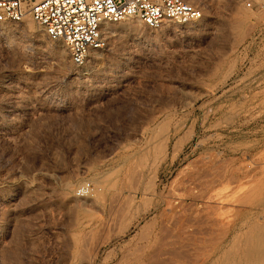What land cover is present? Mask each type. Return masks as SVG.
I'll use <instances>...</instances> for the list:
<instances>
[{"label": "rangeland", "instance_id": "obj_1", "mask_svg": "<svg viewBox=\"0 0 264 264\" xmlns=\"http://www.w3.org/2000/svg\"><path fill=\"white\" fill-rule=\"evenodd\" d=\"M35 1L25 0L26 16L22 21L0 26V264H83L89 251L84 253L86 256H75L73 247L78 246L82 228L76 231H80L78 240L73 239V231L90 217V221L100 218V209L92 202L96 190L101 189L100 182L110 186L109 181L114 180L120 183L111 182L117 188L111 186L114 189L110 192L122 190L129 194V188L140 186L138 191H146L148 185L156 188L155 192L148 188L155 193L149 204L163 196L185 197L179 208L186 212L182 213L183 226L191 231L189 239H184L188 235L185 232L186 236L183 234L181 242L176 243L178 251L174 244L172 249L167 246L170 252L161 255L168 258L179 252L181 258L176 253L172 260L168 258L172 262H164L165 258L160 262L161 256L152 258L160 259L159 263L152 259L146 262L197 264L201 260V264L204 260L202 264H230L231 257L246 244V233V238L250 231L254 237L253 233L262 231L255 229L264 226V19L259 11L264 10V4L252 0L256 9L242 0H191L203 12L194 23L167 22L151 29L137 18L113 22L112 30L102 34V47L78 66L65 44L50 39L32 17L30 10ZM132 25L136 29L132 30ZM160 128L173 133L175 139L171 134L165 150L156 154L158 159L152 153L148 161L141 160L139 155L146 153L150 143L166 141L164 131L160 137L156 131ZM132 168L137 170L135 174L139 172L140 176L135 177L142 183L136 184V180L134 185L130 177L126 181L127 175H135L131 174ZM106 186L103 191L108 190ZM218 198L228 206L217 205ZM243 211L246 214H241ZM83 213L85 217L92 214L83 219ZM195 217L204 218V224ZM74 220L75 224L81 222L75 225ZM255 223V231H248V226ZM139 230L134 224L123 240L104 247L95 264L117 262L131 237L133 247ZM258 236L251 237V241L258 246L256 249H263V238ZM167 247L164 250L168 251ZM179 249L189 251L182 256Z\"/></svg>", "mask_w": 264, "mask_h": 264}, {"label": "bare ground", "instance_id": "obj_2", "mask_svg": "<svg viewBox=\"0 0 264 264\" xmlns=\"http://www.w3.org/2000/svg\"><path fill=\"white\" fill-rule=\"evenodd\" d=\"M191 1V0H190ZM255 2L258 4V5H262V4H264V0H255ZM262 8H263V5H262ZM261 10H263V9H261ZM261 10H259L260 11V18H263L264 19V10L263 11H261ZM262 14V15H261ZM262 16V17H261ZM113 22H103L102 23V25H101V33L103 34V33H108V31L109 30H112L111 28H112V24ZM0 26H2V25H0ZM6 27V26H5ZM30 28H34V26L33 27H30ZM132 30H134V29H136V26H134V25H132ZM1 29V28H0ZM12 29V28H11ZM3 30H4V27H3ZM6 30V29H5ZM32 30H34V29H32ZM31 30V31H32ZM34 32V31H33ZM37 31H35V33H36ZM38 33V32H37ZM37 36H39L38 34H37ZM94 52H95V50H92L91 52H90V54H89V56H92L93 54H94ZM174 117V116H173ZM180 119V118H179ZM178 121V120H177ZM167 122H168V120H167ZM182 122V121H181ZM181 122L179 123V125H181ZM163 123V122H162ZM166 123V122H165ZM165 123H163V124H161V125H164ZM168 124V123H167ZM179 125H177V127L179 126ZM175 126V125H174ZM167 127H169V125H167ZM180 127V126H179ZM158 128H159V126H158ZM162 128V127H161ZM160 128V129H161ZM173 128V127H172ZM181 128V127H180ZM179 128V129H180ZM157 129V128H156ZM160 129H158V130H156L157 131V133H158V135H159V137L163 134V131H164V134H165V137L164 138H166V141L164 142V141H160V142H152V143H150L149 144V146H147L146 147V149H145V151H146V153H144V155H139V158H141V160H143V161H145V159H146V161H148V159H150L148 156L149 155H151L152 153H155V157H156V154L157 153H159V154H162V152L165 150L164 148H166L167 146V144H168V142L170 141V137H171V134H172V136H173V133H171V134H169L168 132L169 131H166L167 129L166 128H164V129H161L162 131V133L160 134L159 132V130ZM166 129V130H165ZM179 129H177V130H179ZM155 130V129H154ZM169 130H170V128H169ZM159 131V132H158ZM174 131V130H173ZM176 131V130H175ZM174 131V132H175ZM180 131V130H179ZM177 132V131H176ZM153 133V132H152ZM157 133H156V135H157ZM156 135H152V136H154V138H156L155 136ZM174 135H175V133H174ZM177 136V135H176ZM174 137V136H173ZM149 138V137H148ZM163 138V137H162ZM174 139H175V137H174ZM177 139V138H176ZM149 141H150V139H149ZM148 141V142H149ZM162 142H164V143H162ZM176 142V141H175ZM155 143H160V145L158 144H156V145H154ZM177 143V142H176ZM175 144V143H174ZM175 145H177V144H175ZM171 146V145H170ZM174 146V145H173ZM180 147V146H179ZM178 147V148H179ZM181 148V147H180ZM173 149V148H172ZM176 149V148H175ZM177 150V149H176ZM175 150V151H176ZM167 152V151H166ZM165 152V153H166ZM173 152V151H172ZM174 153V152H173ZM143 154V153H142ZM176 153H174V155H175ZM137 155V154H136ZM141 156V157H140ZM152 156V155H151ZM162 156H164V155H162ZM148 157V158H147ZM153 157H154V155H153ZM152 157V158H153ZM153 158V159H158V155H157V157L156 158ZM134 158H135V155H134ZM133 157H132V159H134ZM136 158H138V156H136ZM151 158V159H152ZM167 158V157H166ZM234 158V157H233ZM227 159V158H226ZM135 160V159H134ZM140 160V159H139ZM140 160V161H141ZM230 160V159H229ZM137 161H138V159H137ZM137 161H134V163H136L135 165L137 166L138 164H137ZM150 161V160H149ZM163 161V160H162ZM139 162V161H138ZM142 162V161H141ZM211 162V161H210ZM226 161H224L223 162V165H224V163H225ZM134 163H133V165H134ZM140 163V162H139ZM143 163V162H142ZM148 162H145V164H147ZM141 164V163H140ZM144 164V163H143ZM149 164V163H148ZM158 164H160V163H158ZM171 164V163H170ZM222 165V164H221ZM237 165V164H236ZM128 166V165H127ZM153 166H155L154 164H153ZM156 166H157V164H156ZM160 166V165H159ZM239 166V165H238ZM138 167H140V166H138ZM141 167H142V165H141ZM151 167V166H150ZM127 168V167H126ZM125 168V169H126ZM134 168V167H133ZM132 168V169H133ZM142 168H146V167H142ZM142 168H140L141 170H142ZM154 168V167H153ZM218 168H219V166H218ZM231 168H233V167H231ZM255 168V167H254ZM122 169V168H121ZM124 169V168H123ZM147 169V168H146ZM148 169H149V166H148ZM155 169V168H154ZM215 169V168H214ZM226 169V168H225ZM235 169H238L237 168V166H236V168ZM256 169H257V167H256ZM126 170H128V168L126 169ZM129 170H130V168H129ZM134 170V172H132ZM133 170H131L130 172H132L131 174H135V172L137 171H135V169H133ZM155 170H157V169H155ZM210 170V169H209ZM254 170V169H253ZM125 171V170H124ZM144 172H145V170H143ZM142 171V172H143ZM159 171V170H158ZM205 171V170H204ZM208 171V170H207ZM214 171V170H213ZM223 171V170H222ZM225 171V170H224ZM123 172V171H122ZM127 172V171H126ZM245 172V171H244ZM248 172H249V170H248ZM252 172V171H251ZM121 173V172H120ZM138 173L139 172H137V174H135V175H133L132 177L129 175H127V182H128V180H129V178L128 177H130L131 179H132V181H134V185H136V184H138L140 181V179H139V177H135V176H140V175H138ZM202 173H203V171H202ZM224 173V172H223ZM246 173V172H245ZM119 174V173H118ZM128 174H130V173H128ZM145 174H147V173H144V175ZM154 174V173H153ZM210 173H208V175H209ZM253 174V173H252ZM121 175V174H120ZM119 175V176H120ZM124 175V174H123ZM151 175V174H150ZM149 175V176H150ZM156 175H157V173H156ZM199 175V174H198ZM202 175V174H201ZM221 175V174H220ZM249 175V174H248ZM142 176H143V174H142ZM148 176V177H149ZM193 176H195V175H193ZM207 176V175H206ZM134 177L136 178L135 180H134ZM145 177V176H144ZM152 177H154V176H152L151 175V178ZM200 177V176H199ZM203 177V176H202ZM205 177V176H204ZM117 178V177H116ZM141 178V177H140ZM143 178V177H142ZM155 178V177H154ZM117 179H119V178H117ZM130 179V180H131ZM137 179H139V180H137ZM201 179V178H200ZM212 179V178H211ZM231 179H232V177H231ZM243 179H244V177H243ZM106 180V179H105ZM122 180H123V177H122V179H121V182H122ZM136 180H137V183H136ZM147 180V179H146ZM145 180V181H146ZM198 180V179H197ZM224 180V179H223ZM241 180H242V178H241ZM115 182L116 181H118V180H114ZM114 181H109L110 183H108V184H110V186L108 185V186H106L103 182H100V187L97 185V187H99V188H101L99 191H97L96 190V197H95V201H92V200H94V198L91 200L92 202H95V204H97L98 205V207H99V209H100V213H101V215H100V218L99 217H97V220H95V219H93V220H89L91 217V214H90V216H89V213H88V216L90 217L89 219H86L87 220V223H86V221L84 222V223H86V224H84L83 223V225H78L76 228H77V230H74L73 232H74V234L72 235V237H73V239H76V240H78V235H79V233H80V231H79V233H76V231H78V227H80V228H82V236H81V238H80V240H79V242L78 241H76L75 242V240H74V245L75 246H77V242H78V246H77V248H75V247H73L74 245L73 244H69V247H70V245L74 248V249H76V251H75V253H76V255L75 256H83V254L85 253L86 255H87V253H88V251H89V253H88V255H87V257H85V261L84 262H82L83 264H95V263H97V261H98V259L100 258V255H101V251H102V249L104 248V247H107V246H109V245H111L112 243H114L115 241H120V240H123L126 236H128V233L130 232V230H131V228H132V226L134 225V224H137L138 226H139V232L137 233V237H136V241H134L135 242V244H133V247H132V237L128 240V241H130L131 243H129V247H126L127 249L126 250H124L125 252L123 253V255L122 256H120L121 258L119 259V260H117V262H114L113 264H149V262H146L147 260H150V259H152V258H158V256H161L162 254L163 255H165L167 252H170L169 250V248L167 247V246H172V245H174V244H176L177 242H181L180 241V239H182V237H183V234L186 232V233H188V235L186 236L185 234V236H186V238H184V239H189L188 237H189V232H191V231H187V227H186V230L184 229V226H183V224H184V213L186 214V212H181V208H179V206L181 205V203L182 202H184V201H182V199L183 198H185V197H179V198H170V199H168V197H162V199H158L156 202L154 201V203H153V201H152V204L150 203L149 204V202H150V198L152 197V195H153V193L155 192V190L154 189H156V188H152L151 186H149L148 185V187H147V189H146V187L145 188H143V189H146V191H141V189L138 191V189L141 187H139L138 189H136V187L134 188V187H131V188H129L130 190H129V194H124L123 192H122V190L120 191V190H115V192H112L113 191V189L116 187L117 188V186H114V184H112ZM120 181V180H119ZM118 181V182H119ZM124 181H125V179H124ZM132 181H129L130 183H132L133 184V182ZM139 181V182H138ZM148 181H151L150 179L148 180ZM153 181H154V179H153ZM152 181V185H153V182ZM201 181H202V179H201ZM212 181V180H211ZM210 181V182H211ZM240 181V180H239ZM106 182V181H105ZM108 182V181H107ZM112 182V183H111ZM118 182H116L115 184H117ZM209 182V181H208ZM223 182V181H222ZM221 182V183H222ZM228 182H231V181H228ZM227 182V183H228ZM234 182V181H233ZM262 182H263V180H262ZM101 183H103L104 184V186H106V188L108 189V190H102L103 189V185H102V187H101ZM120 183V182H119ZM136 183V184H135ZM140 183H142V182H140ZM151 183V182H150ZM198 183V182H197ZM201 183H204V182H201ZM220 183V184H221ZM257 183H259V182H257ZM107 184V183H106ZM112 184V185H111ZM147 184V183H146ZM149 184V183H148ZM194 184H196V183H194ZM215 184V183H214ZM229 184H231V183H228V185ZM120 185V184H119ZM143 185V184H142ZM145 185V184H144ZM193 185V184H192ZM197 185V184H196ZM227 185V184H226ZM227 185V186H228ZM248 185H249V183H248ZM262 185H264V184H262ZM111 186H114V188L113 189H110V187ZM124 186V185H123ZM126 186V185H125ZM128 186H129V184H128ZM127 186V187H128ZM138 186V185H137ZM154 186V185H153ZM188 186V185H187ZM190 186V185H189ZM223 186V185H222ZM233 186V185H232ZM243 186H245V185H243ZM255 187H256V185H254ZM120 187H121V189H122V186L120 185ZM144 187V186H143ZM149 187H151V189H153L154 190V192L152 193V191L151 190H149L148 188ZM194 187V189H195V186H193ZM204 187V186H203ZM230 187H231V185H230ZM239 187V186H238ZM238 187H236V188H238ZM242 187V186H241ZM105 188V187H104ZM112 188V187H111ZM124 188V187H123ZM184 188H185V186H184ZM188 188V187H187ZM227 188V187H226ZM229 188V187H228ZM227 188V189H228ZM243 188V187H242ZM245 189H246V186L244 187ZM253 188V187H252ZM112 190L111 192H110V190ZM142 189V190H143ZM180 189V188H179ZM200 189V188H199ZM203 189V188H202ZM204 189H205V187H204ZM213 189V188H212ZM240 189V188H239ZM255 189V188H254ZM258 190H255L256 191V193H258V192H260V190H261V188H257ZM95 190V189H94ZM125 190V189H124ZM210 190H211V188H210ZM215 190H216V192H217V189H216V187H215ZM222 189H220V191H221ZM226 190V189H225ZM224 190V191H225ZM229 190H230V188H229ZM108 191V192H107ZM183 191V190H182ZM188 191V189H186V192ZM189 191H190V189H189ZM188 191V192H189ZM204 191V190H203ZM202 191V192H203ZM224 191H222V192H224ZM232 191V190H231ZM234 191V190H233ZM242 191V190H241ZM258 191V192H257ZM180 192V191H179ZM185 192V193H186ZM191 192V191H190ZM197 192H199V191H197ZM206 192V191H205ZM215 192V193H216ZM226 192V191H225ZM237 192V191H236ZM240 192V191H239ZM251 192V191H250ZM264 192V191H263ZM184 193V192H183ZM182 193V194H183ZM194 193V192H193ZM211 193V192H210ZM214 193V192H213ZM228 193V192H227ZM230 193V192H229ZM228 193V194H229ZM261 193V192H260ZM155 194V193H154ZM180 194V193H179ZM206 194V193H205ZM220 194V193H219ZM235 194H237V193H235ZM255 194V193H254ZM253 194V195H254ZM264 193H262V195H263ZM161 195V194H160ZM175 195H176V192H175ZM188 196H189V194H187ZM187 195H184V196H187ZM191 195V194H190ZM209 195V194H208ZM222 195H224V193H222ZM227 195V194H226ZM251 195V194H250ZM139 196H141L140 197V199H141V202H139V206H137V201H138V199H139ZM154 196H156V195H154ZM170 196V195H169ZM180 196V195H179ZM194 196V195H193ZM197 196V195H196ZM198 196H199V194H198ZM210 196V195H209ZM216 196V195H215ZM231 196H232V194H231ZM230 196V197H231ZM254 196H258V195H254ZM254 196H252L253 198H254ZM260 196V195H259ZM158 197V196H157ZM201 197H202V195H201ZM219 197V196H218ZM222 197V196H221ZM221 197H219V198H221ZM232 197H234V196H232ZM232 197H231V199H232ZM236 197V196H235ZM234 197V198H235ZM261 197H264V196H261ZM187 198V197H186ZM193 198V197H192ZM210 198H212V197H210ZM218 198V199H219ZM226 198V197H225ZM229 198V197H228ZM237 198V197H236ZM257 198V197H256ZM255 198V199H256ZM260 198V197H259ZM139 199V200H140ZM152 199H154V198H152ZM196 199V198H195ZM216 199V198H215ZM236 200V199H235ZM263 200V199H262ZM208 201V200H207ZM218 201V200H217ZM219 201H220V199H219ZM218 201V203H217V205H220V206H228L227 205V203L225 202V201H223V198H222V200L219 202ZM228 201V200H227ZM237 201V200H236ZM239 201V200H238ZM255 201V200H254ZM256 201H258V199H256ZM232 202V201H231ZM240 202V201H239ZM260 202V201H259ZM137 203V204H136ZM191 203H193V202H191ZM204 203V202H203ZM230 203V202H229ZM241 203V202H240ZM194 204H195V202H194ZM208 204V203H207ZM211 204V203H210ZM215 204V203H214ZM232 204V203H231ZM235 204H236V202H235ZM237 204H238V202H237ZM183 205H185V204H183ZM213 205V204H212ZM232 205H234V203L232 204ZM240 205V204H239ZM253 205V204H252ZM187 206H188V203H187ZM192 206H194V205H192ZM205 206V205H204ZM209 206V205H208ZM238 206V205H237ZM244 206V205H243ZM257 206V205H256ZM184 207H186V206H184ZM198 207V206H197ZM196 207V208H197ZM211 207H216V206H211ZM217 207H219V206H217ZM229 207H230V205H229ZM234 207V206H233ZM187 208V207H186ZM186 208H185V210H186ZM195 208V209H196ZM199 209H200V207H198ZM197 208V209H198ZM202 208H203V206H202ZM201 208V209H202ZM207 208V207H206ZM237 208V207H236ZM235 208V211L237 210ZM183 209V208H182ZM198 209V210H199ZM226 209H229V208H226ZM231 209H233L232 207H231ZM238 209H240L239 208V206H238ZM179 210H180V212H179ZM190 210V209H189ZM204 210V209H203ZM218 210H220V209H218ZM188 211V210H187ZM193 211V210H192ZM212 211V210H211ZM213 211H215V210H213ZM217 211V210H216ZM221 211V213L223 212L222 210H220ZM232 211V210H231ZM153 212L155 213L154 214V216L152 217V218H150L149 220L150 221H147L146 220V217H148L149 216V214H153ZM194 213H199L200 211H193ZM192 212V213H193ZM224 212H225V210H224ZM233 212V211H232ZM79 213V212H78ZM183 213V214H182ZM192 213H190V214H192ZM210 213V212H209ZM216 213V212H215ZM218 213V212H217ZM231 213V212H230ZM238 213V212H237ZM244 213V211L241 213V214H243ZM94 214V216H95V213H93ZM223 214V213H222ZM221 214V215H222ZM244 214H246V213H244ZM70 215V214H69ZM86 215V217L84 216V213H83V219L84 218H87L88 216H87V214H85ZM196 215V214H195ZM198 215H200V214H198ZM205 215V214H204ZM207 215V214H206ZM214 215V214H213ZM220 215V214H219ZM218 215V216H219ZM221 215H220V217H221ZM224 215V214H223ZM261 214L259 213V216H260ZM193 217H194V215H192ZM215 216H216V214H215ZM225 216V215H224ZM232 215L230 214V217H231ZM237 215L235 214V217H236ZM245 216V215H244ZM259 216H257L258 218H259ZM73 217V216H72ZM75 217H77V218H79L80 216H77V214H76V216ZM93 217V216H92ZM205 217V216H204ZM207 217V216H206ZM228 217V216H227ZM229 217V218H230ZM238 217V216H237ZM242 217H243V215H242ZM241 217V218H242ZM263 217V216H262ZM99 218V219H98ZM196 219H200V218H197V217H195ZM208 218V217H207ZM210 218L212 219V216H210ZM71 219H73V218H71ZM75 219V218H74ZM80 219H81V217H80ZM83 219H81V220H83ZM92 219V218H91ZM188 219V218H187ZM194 219V218H193ZM193 219L191 220V222L193 221ZM201 219H202V217H201ZM200 219V220H201ZM204 219V218H203ZM202 219V220H203ZM231 219H234V217L233 218H231ZM238 219V218H237ZM236 219V220H237ZM249 219V218H248ZM260 219H261V217H260ZM259 219V220H260ZM144 220H146L145 221V224H143L142 225V221H144ZM190 220L188 221V223H190ZM200 220H198V221H200ZM202 220H201V222H202ZM208 220V219H207ZM213 220V219H212ZM227 220V219H226ZM230 220V219H229ZM229 220H227V221H229ZM235 220V219H234ZM241 220V219H240ZM251 220H255L254 219V217H253V219H251ZM263 220V219H262ZM195 221V220H194ZM206 221V220H205ZM222 221V220H221ZM226 221V222H227ZM233 221V220H232ZM243 221V220H242ZM252 221V222H253ZM264 221V220H263ZM72 222H73V220H72ZM81 221H79V223H80ZM186 222V221H185ZM208 222V221H207ZM220 222V221H219ZM225 222V221H224ZM230 222V221H229ZM244 222H245V220H244ZM244 222H241V221H239V223H244ZM255 222H257V221H255ZM78 223V222H77ZM76 223V224H77ZM78 223V224H79ZM197 223V222H196ZM196 223L195 224H193L192 223V225H196ZM203 224H204V222H202ZM209 223H213V221L212 222H209ZM218 223V222H217ZM221 223V222H220ZM218 224V226L220 225H222V224ZM223 223V222H222ZM239 223L237 224L238 225V227L237 228H239ZM248 223V222H247ZM250 223V222H249ZM249 223H248V225H249ZM263 223V222H262ZM70 224V223H69ZM74 224H75V220H74ZM75 224V225H76ZM198 224V223H197ZM208 224V223H207ZM216 224V223H215ZM214 224V225H215ZM224 224V223H223ZM227 224V223H226ZM226 224H224V225H226ZM185 225H186V223H185ZM189 225H191V224H189ZM200 225V224H199ZM241 225V224H240ZM243 225V224H242ZM257 224L255 223V226H254V224H253V226H252V224H251V226L253 227H251V226H248V228H247V230L249 231L250 229L252 230L253 229V231H255L256 230V232L257 231H259L260 229H262V231H264L263 229L264 228H262L261 226H263V224L262 225H260L259 227L258 226H256ZM259 225V224H258ZM204 226V225H203ZM217 226V227H218ZM247 226V225H246ZM195 227V226H194ZM197 227V226H196ZM195 227V229L197 230L199 227H197L196 228ZM206 227V226H205ZM226 227H227V225H226ZM250 227V228H249ZM259 229H258V228ZM261 227V228H260ZM264 227V226H263ZM74 228V227H73ZM75 228V229H76ZM79 228V229H80ZM192 228V227H191ZM201 228V227H200ZM204 228V227H203ZM202 228V229H203ZM213 228V227H212ZM212 228H211V232H210V235L212 234V237H214L215 235H213V230H212ZM241 228V227H240ZM243 228V227H242ZM255 228H257V229H255ZM190 229V228H189ZM202 229H200L201 230V232H202ZM206 229L208 230V226L206 227ZM210 229V228H209ZM214 229V228H213ZM219 229V228H218ZM221 229V228H220ZM222 229H224V228H222ZM244 229V228H243ZM243 229H241L242 230V232H243ZM246 229V228H245ZM255 229V230H254ZM199 230V231H200ZM207 230H205V231H207ZM214 230H216V229H214ZM235 230V229H234ZM237 230H240V229H237ZM241 230H240V233H241ZM246 230V231H247ZM195 231V230H194ZM217 231V230H216ZM245 231V232H246ZM247 231V232H248ZM261 231V232H262ZM193 232V231H192ZM198 231H196V233H197ZM219 232V231H218ZM224 232V231H223ZM236 232V231H235ZM251 232V231H250ZM250 232H249V235H248V237L246 238V236H247V233H246V236L245 237H243V238H245V245L242 247L241 246V250L237 253V255H233L232 254V252L230 253L229 252V254H232L233 255V257H231L230 259H231V262H232V264H264V247H263V245H262V248L263 249H260V248H258V249H256L258 246H256V244L254 243H252V241H251V237H253V236H251L252 235V232H251V235H250ZM260 232V234H257V233H253L254 234V239H255V236H258L259 238H260V236H261V233ZM72 233V232H71ZM70 233V234H71ZM238 233H239V231H238ZM238 233H237V235H238ZM244 233V232H243ZM242 233V234H243ZM193 234H194V232H193ZM192 234V235H193ZM198 234V233H197ZM201 234H203V233H201ZM205 234H206V232H205ZM220 234H221V230H220ZM245 234V233H244ZM255 234H257V235H255ZM263 234H264V232H263ZM75 235H77V237L75 236ZM135 235V234H134ZM196 235V234H195ZM228 235H229V233H228ZM233 236L234 235H236V233L235 234H232ZM75 236V237H74ZM198 236V235H197ZM201 236V235H200ZM199 236V237H200ZM239 236V235H238ZM244 236V235H243ZM264 235H262L261 237L263 238V243H264V237H263ZM199 237H197L196 238V236L194 237L195 239H198ZM223 237H224V235H223ZM235 237V236H234ZM242 238V239H243ZM258 238V240H262V239H259ZM71 239V238H70ZM218 239V238H217ZM229 239V238H228ZM231 239V238H230ZM238 239H240V236L238 237ZM246 239H247V242H246ZM213 240H215V239H213ZM233 240V239H232ZM235 240H236V238H235ZM257 240V241H258ZM72 239H71V242L70 243H72ZM188 241V240H187ZM187 241H185V243L184 244H187L188 242ZM195 241V240H194ZM212 241V240H211ZM228 241V240H227ZM243 241H244V239H243ZM133 242V243H134ZM187 242V243H186ZM214 241H212V243H213ZM224 242V241H223ZM232 242V241H231ZM234 242V243H233ZM232 243L236 246L237 244H235V241H233ZM237 242H238V240H237ZM240 242V241H239ZM255 242V241H254ZM260 242V241H259ZM76 243V244H75ZM182 243H183V240H182ZM181 243V244H182ZM193 243V242H192ZM195 243V242H194ZM198 243V242H197ZM211 243V242H210ZM229 243H230V241H229ZM261 243H262V241H261ZM180 244V243H179ZM181 244L180 245H178V247L179 246H181ZM190 245H191V243H189ZM215 244V243H214ZM219 244V243H218ZM222 244V243H221ZM224 244V243H223ZM227 245H228V242L226 243ZM232 244V245H233ZM239 244V243H238ZM243 244V243H242ZM188 245V244H187ZM225 245V244H224ZM230 246V247H233V246ZM175 246V245H174ZM186 246V245H185ZM206 246V245H205ZM208 246V245H207ZM217 246V245H216ZM220 246H222V245H220ZM235 246L233 247V248H235ZM240 246V245H239ZM165 247H167L166 249H168V251H166V250H164V248ZM187 247V246H186ZM189 247H191V246H189ZM210 247V246H209ZM218 247V246H217ZM216 247V248H217ZM223 247V246H222ZM225 247V246H224ZM223 247V248H224ZM260 247V246H259ZM86 248H89V249H86ZM173 248V246L171 247V249ZM175 248L177 249V244H176V246H175ZM174 248V249H175ZM181 248V247H180ZM185 248V247H184ZM192 248V247H191ZM194 248V247H193ZM203 248V247H202ZM201 248V249H202ZM211 248H212V246H211ZM213 248H215V247H213ZM219 248V247H218ZM226 248V247H225ZM240 248V247H239ZM120 249V248H119ZM176 249H175V251H176ZM188 249V248H187ZM204 249V248H203ZM221 249V248H220ZM228 249H229V247H228ZM235 249H238V248H235ZM69 250H71L72 252H73V249H69ZM180 250V249H179ZM183 250V249H182ZM193 250H195V249H193ZM214 250V249H213ZM222 250V249H221ZM224 250V249H223ZM121 251V250H120ZM166 251V252H165ZM172 251V250H171ZM177 251H178V249H177ZM181 251V250H180ZM185 251V250H184ZM183 251V252H184ZM187 251H189V250H186L185 252H187ZM200 251V250H199ZM202 251V250H201ZM210 252H211V250H209ZM70 252V251H69ZM71 252V253H72ZM173 252V251H172ZM171 252V253H172ZM182 252V251H181ZM183 252H182V256H183ZM193 252V251H192ZM195 252V251H194ZM205 252V251H204ZM203 252V253H204ZM213 252V251H212ZM220 252V251H219ZM222 252V251H221ZM220 252V253H221ZM70 253V254H71ZM74 253V254H75ZM117 253V252H116ZM177 253V254H176ZM178 253L179 252H175V254L177 255H175L174 254V256H176V257H179L178 256ZM197 253H198V251H197ZM201 253V252H200ZM205 253H209V252H205ZM214 253V252H213ZM219 253V254H220ZM224 253H227L226 251H224L223 252V254ZM69 254V255H70ZM73 254V255H74ZM112 254V253H111ZM185 254V253H184ZM189 254V253H188ZM188 254H187V257H189L188 256ZM192 254V253H191ZM190 254V255H191ZM194 254V253H193ZM195 254H196V252H195ZM210 254V253H209ZM209 254H206L207 256H209ZM228 254V253H227ZM72 255V254H71ZM71 255H70V257H71ZM186 255V254H185ZM185 255H184V257H185ZM200 255H202V253L200 254ZM204 255V254H203ZM213 255V254H212ZM211 255V256H212ZM218 255V254H217ZM220 255H222V254H220ZM219 255V256H220ZM110 256V255H109ZM171 255H169L168 256V258L170 257ZM173 256V255H172ZM172 256L170 257V259L172 260ZM173 256V257H174ZM196 256V255H195ZM195 256H192V258L193 257H195ZM199 256V255H198ZM210 256V257H211ZM215 256V255H214ZM223 256V255H222ZM222 256H220V258L222 257ZM225 256V255H224ZM74 257V256H73ZM78 257H76V258H78ZM106 257V256H105ZM108 257V256H107ZM166 257H167V255H166ZM165 256H161V260H160V262L162 261V260H164L163 258H165L166 260H164V262L165 261H169V262H172V261H170L168 258H166ZM187 257H185V258H187ZM200 257V256H199ZM209 257V258H210ZM213 257V256H212ZM211 257V258H212ZM179 258H181V256L179 257ZM195 258H198L197 256L195 257ZM74 259H75V257H74ZM104 259V258H103ZM109 259V258H108ZM168 259V260H167ZM174 259V258H173ZM214 259V258H213ZM213 259H211V260H213ZM229 259V258H228ZM229 259V260H230ZM70 260V259H69ZM76 260V259H75ZM112 260V259H111ZM153 260V259H152ZM159 260H157L156 259V261H154L155 263H159ZM174 260H176V259H174ZM182 260H185V259H183V257H182ZM209 260V259H208ZM77 261H78V259H77ZM77 261H76V263H77ZM177 261H179V259L177 260ZM199 262L197 263L196 261H195V263H197V264H199L200 262H201V260H198ZM203 261L204 260H202V263H203ZM207 261V260H206ZM72 262V261H71ZM79 262H81L80 260H79ZM163 262V261H162ZM166 262V263H167ZM174 262V261H173ZM176 262V261H175ZM212 262H214V261H212ZM216 262H218V263H216ZM216 262H214L215 264H219L220 262L219 261H216ZM221 262H223V261H221ZM231 262H230V264H231ZM74 263H75V261H74ZM154 263V264H155ZM179 263V262H178ZM181 263V262H180ZM190 263V262H189ZM192 263V262H191ZM201 263V264H202ZM224 263V262H223ZM73 264V263H72ZM77 264H79V263H77ZM101 264V263H100ZM104 264H106V263H104ZM151 264V263H150ZM206 264H207V262H206ZM222 264V263H221Z\"/></svg>", "mask_w": 264, "mask_h": 264}, {"label": "built area", "instance_id": "obj_3", "mask_svg": "<svg viewBox=\"0 0 264 264\" xmlns=\"http://www.w3.org/2000/svg\"><path fill=\"white\" fill-rule=\"evenodd\" d=\"M242 1L257 9L252 0ZM30 13L50 39L65 44L78 66L102 47L103 22L137 18L157 29L167 22L194 23L203 17L190 0H36ZM25 16V0H0V25L20 22Z\"/></svg>", "mask_w": 264, "mask_h": 264}]
</instances>
